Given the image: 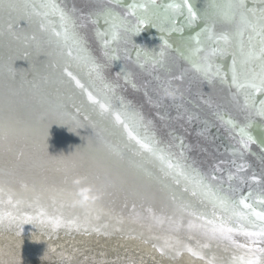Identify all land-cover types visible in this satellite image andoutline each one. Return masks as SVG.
Segmentation results:
<instances>
[{
  "label": "water",
  "instance_id": "1",
  "mask_svg": "<svg viewBox=\"0 0 264 264\" xmlns=\"http://www.w3.org/2000/svg\"><path fill=\"white\" fill-rule=\"evenodd\" d=\"M34 2L55 3L75 23L74 29L69 25L70 35L76 36L83 50L82 55L90 57L100 66L103 83L96 78L95 73L89 76L91 65L86 67L81 61L67 56L68 49L63 36L56 37L51 30L64 31L59 12L47 18L34 16L29 21L27 17L12 20L0 11V86L17 94L21 92L20 87L28 88L31 90L28 96L36 103L50 110L53 107L54 112L61 111L59 119L66 126L70 125L67 120H72L71 113L66 107L58 109L55 102H68L74 108V113L79 114L76 109L80 108L84 114H81L82 117L87 116L93 124L94 120L101 122L123 146L138 153V145L129 141L119 126L113 127L109 117L100 115L98 106L87 101L86 94L68 77L65 69L72 72L89 91H93L89 85L95 81L96 87L102 88L111 97L115 108H120L122 104L129 114H139L147 125L146 130L141 131H146L147 135L154 136L158 141L162 151L155 157L151 154L141 156L153 166L167 169V174L172 178L177 179L178 174L184 172L185 175H179V182L221 207L239 225L260 231L264 221L258 219L255 213H264V145L257 140L249 144L247 149L242 146L240 128L248 120L242 111L245 99L243 93H237L230 85L231 57L216 61L222 65V72L227 73V81L216 79L209 82L180 54L181 51L188 54L186 45L189 41L194 46L193 38L203 28V22L198 20L189 25L183 16L177 15L176 23L171 24L167 17L172 13H165L160 7L149 5L146 14L141 10H135L133 14V10L128 7L147 3L148 0ZM173 2L156 0L157 6ZM192 3L201 8L205 0H192ZM107 10L124 17L126 26L129 29L138 27V31L124 32L123 29L112 28V22L105 23L104 17L100 15L102 11L106 15ZM144 15L148 16L150 22L137 25V17ZM113 32L117 33L115 40ZM105 39L109 41L107 45ZM161 52L164 53L163 57L160 56ZM104 84L111 85L114 92L104 88ZM0 93L5 101L27 107L16 100V94L12 93V97L6 91ZM251 121L253 127L250 131L254 136H259L264 126V116L253 113ZM160 156L165 157V160L161 161ZM169 163L174 166L179 164L180 167L173 171L168 169ZM189 174L191 178L186 179ZM193 180L202 181V184H194ZM3 194L0 191V195ZM241 200L252 207L245 208L239 203ZM100 203L126 221L132 216L117 212L104 202ZM48 204L44 202L32 206L43 209ZM23 207L19 205L15 208L21 211ZM47 208L50 209V206ZM41 216L48 215L39 213L38 218ZM132 225L137 228L142 226L136 223ZM250 260L253 264H264L258 259Z\"/></svg>",
  "mask_w": 264,
  "mask_h": 264
},
{
  "label": "bare ground",
  "instance_id": "2",
  "mask_svg": "<svg viewBox=\"0 0 264 264\" xmlns=\"http://www.w3.org/2000/svg\"><path fill=\"white\" fill-rule=\"evenodd\" d=\"M0 91L16 94V100L27 105L5 101L0 93V179L5 181H0V244L29 248L32 241L42 240L39 248L53 253L51 240H100L154 264L264 261V237L246 234L259 230L239 225L221 207L193 195L185 184L123 146L101 122L82 117L80 108L78 114L70 103L55 102L71 113L66 126L53 115L55 108L30 98L28 88L20 87V94L1 86ZM44 202L50 209L32 206ZM100 202L132 215L130 223ZM19 205L24 206L21 211L16 210ZM39 213L48 218H38ZM16 226L42 232L26 235L13 230Z\"/></svg>",
  "mask_w": 264,
  "mask_h": 264
},
{
  "label": "snow or ice",
  "instance_id": "3",
  "mask_svg": "<svg viewBox=\"0 0 264 264\" xmlns=\"http://www.w3.org/2000/svg\"><path fill=\"white\" fill-rule=\"evenodd\" d=\"M149 5L160 7L165 13H172L167 17L171 24L176 23L177 15L183 16L189 25L196 21H202L204 26L200 32L196 34L194 46L191 41L186 45L188 54L181 51V56L189 60L192 67L204 79L212 82L219 79L222 82L227 81V73L222 72V65L216 63L218 59L226 56L231 57V87L236 89L237 93H243L244 105L242 111L246 113L248 123L240 128V138L243 148L247 149L249 144H254L259 140L264 145V126L261 127L259 136H254L250 129L253 127L251 116L253 113L264 116V0H205L201 8H197L192 0H174L173 3L157 6L156 0H148L144 4H133L128 6L133 10H141L148 13ZM0 11L6 13L10 19L27 17L31 21L34 16H43L47 18L49 15L59 12V18L64 29L63 33L51 29L56 37L63 36L64 44L67 47V56L69 58L81 61L86 67L91 65L89 76L95 73L96 78L103 83V77L100 75L99 68L90 57L82 55V49L79 41L74 34L70 35L69 25L75 28V23L58 8L55 3L41 2L36 4L34 0H0ZM104 17L105 23L111 21L112 28L123 29L124 32L138 31L129 29L124 17L118 16L112 10H107L106 15L102 11L100 13ZM153 15H157L153 13ZM150 22L147 15L137 17V25ZM43 26V25H42ZM178 30V29H173ZM105 36L107 33L104 34ZM113 40L117 39V33H112ZM33 39H35L33 37ZM105 45L109 43L105 39ZM167 44V42H165ZM75 53V56H74ZM105 55H108L105 52ZM161 52L160 56L163 57ZM68 77L75 81L76 86L85 93L87 101L93 106H98L101 116L109 117L113 122V127L119 126L124 133L127 134L129 141H134L138 145V153L143 155L151 154L155 157L159 151L158 141L154 136H150L142 129L146 130L147 125L142 122L139 114H129V112L121 104L120 108H115L112 99L102 88H97L95 81L89 87L93 91H89L85 84H82L70 71H67ZM110 92H114V88L109 84H104ZM95 92V94H94ZM79 111V109H77ZM54 116L59 117L60 112L56 110ZM161 161L165 157L160 156ZM180 165L168 164V169L179 168ZM167 174V169H163ZM193 171H195L193 169ZM185 175L184 172L178 174ZM191 178L190 174L185 177ZM87 179L86 177L84 178ZM200 183L202 181H195ZM187 191V189H185ZM197 193L193 191V195ZM245 208L252 206L245 203L244 200L239 202ZM258 219L264 221V213H255ZM224 229H221L223 231ZM231 232V229H227ZM248 235H259L264 237V225L260 227V231L256 233H246ZM249 264H253L252 261Z\"/></svg>",
  "mask_w": 264,
  "mask_h": 264
},
{
  "label": "rangeland",
  "instance_id": "4",
  "mask_svg": "<svg viewBox=\"0 0 264 264\" xmlns=\"http://www.w3.org/2000/svg\"><path fill=\"white\" fill-rule=\"evenodd\" d=\"M14 229L27 232L26 235L35 234L37 237L42 232L38 231L36 233L34 230L29 232L19 226H16ZM43 232L45 231L43 230ZM36 236H32L34 240H36ZM61 236L63 237V234ZM41 237L39 238L42 239ZM51 239L54 238L51 237ZM41 241H39L41 244L37 241H32L33 245L29 248L13 245L10 242H5L6 245L0 244V264H30L33 256L37 257L33 261V264H62V262L67 264L66 261H69L70 264H154V261L149 260V258H145L135 253V251L119 248L111 244V242L78 239L69 241L65 238L63 240L60 239V241L56 240V242L51 240L52 243H50L49 247L55 246V250H53V253H49L47 251L49 248H39L42 246ZM78 252H81V254L79 253L80 256L77 254ZM135 259L137 260L135 261Z\"/></svg>",
  "mask_w": 264,
  "mask_h": 264
}]
</instances>
